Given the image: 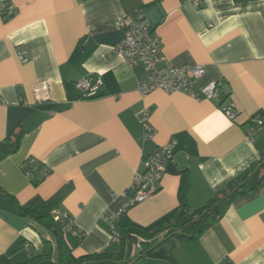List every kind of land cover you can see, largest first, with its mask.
<instances>
[{
  "label": "crops",
  "instance_id": "1",
  "mask_svg": "<svg viewBox=\"0 0 264 264\" xmlns=\"http://www.w3.org/2000/svg\"><path fill=\"white\" fill-rule=\"evenodd\" d=\"M16 12L0 17V142L23 132L16 152L0 160V263L38 254L49 230L16 213L33 198L62 195L82 238L74 256L105 253L82 264H127L139 255L127 241L120 257L112 231L127 223L156 229L185 207L194 211L254 163L264 164V125L247 135L248 118L264 120V0H12ZM139 12L175 67L200 64L193 90L220 83L218 100L188 92L140 94L142 66L129 67L111 47L124 36L125 16ZM26 50V59L18 49ZM100 76L103 86L84 97L75 82ZM47 82L39 99L34 86ZM232 104L230 120L222 105ZM147 112V116L145 113ZM144 120L152 127L144 137ZM174 140L155 192L130 202L126 192L142 160ZM35 163L34 177L22 165ZM264 175V165L261 168ZM41 178V179H40ZM39 180L37 183H35ZM14 198V200H13ZM123 210L120 214L118 212ZM168 246V245H167ZM170 247V246H168ZM264 264V179L234 198L222 217L196 240L179 242L171 258L145 264Z\"/></svg>",
  "mask_w": 264,
  "mask_h": 264
},
{
  "label": "built area",
  "instance_id": "2",
  "mask_svg": "<svg viewBox=\"0 0 264 264\" xmlns=\"http://www.w3.org/2000/svg\"><path fill=\"white\" fill-rule=\"evenodd\" d=\"M185 1L192 3L194 6H200L204 2V0ZM15 12L16 8L12 0H0L1 18H9ZM122 29L124 31L123 38L112 46L111 50L122 56L129 67H143L144 77L137 84V90L140 94L146 95L151 91L161 90L166 93L188 92L195 98L219 99V82L210 81L200 87L197 92L193 90L195 81L205 73L202 65L175 67L166 60L162 54V42L156 32L150 28V22L143 14L134 12L125 16L122 21ZM17 53L21 60L26 59V50L24 48H19ZM75 86L83 92L84 97H92L101 90L103 81L100 76L88 75L76 81ZM33 90L39 99L40 92L48 91L49 85L47 82H40L34 86ZM221 109L228 119H235L236 114L231 103L222 105ZM145 116H147V112ZM248 124L247 135L253 138L254 132L264 125V120L260 116L249 117ZM143 126L144 137L150 138L153 133L152 127L146 120H144ZM174 145L175 141L169 140L166 144L156 148L151 154L143 158L144 172L134 176L126 191L130 196L131 203L143 201L155 192L153 183L161 180L166 164L173 158ZM29 161L33 162L31 159ZM26 174L29 175L28 172ZM122 211L120 210L118 214ZM52 213L54 220L62 225L64 231L80 234L68 213L60 210H54ZM112 233L115 238H118V232L113 230ZM221 264H225V262Z\"/></svg>",
  "mask_w": 264,
  "mask_h": 264
},
{
  "label": "trees",
  "instance_id": "3",
  "mask_svg": "<svg viewBox=\"0 0 264 264\" xmlns=\"http://www.w3.org/2000/svg\"><path fill=\"white\" fill-rule=\"evenodd\" d=\"M6 19L4 18V20ZM22 134L21 130L9 133L0 142V160L17 151ZM29 160L24 161L22 168L34 177L35 163ZM263 165L262 161H257L248 172L229 181L202 207L194 211H189L185 207L178 213L175 220L166 226L160 225L156 229H148L135 223L120 225L117 229L120 242V253L117 257L121 256L125 243L134 240L139 241L140 252L127 264H145L147 257L171 258V248L175 243L198 239L206 229L222 217L234 198L249 194L263 184L264 175L261 174ZM0 193L7 195L1 188ZM61 200L62 195L56 194L46 200L38 197L33 198L24 205L15 201L17 215L29 217L37 225L49 230L53 237V243L49 240H43L42 249L38 254L30 256L26 261L12 264H82L88 260L110 256L105 253L74 256L73 248L81 240L82 234L64 231L62 225L54 220L52 212L59 210Z\"/></svg>",
  "mask_w": 264,
  "mask_h": 264
}]
</instances>
